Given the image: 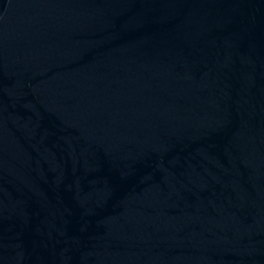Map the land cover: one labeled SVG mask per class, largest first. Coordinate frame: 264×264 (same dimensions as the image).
Returning a JSON list of instances; mask_svg holds the SVG:
<instances>
[{
	"label": "water",
	"instance_id": "95a60500",
	"mask_svg": "<svg viewBox=\"0 0 264 264\" xmlns=\"http://www.w3.org/2000/svg\"><path fill=\"white\" fill-rule=\"evenodd\" d=\"M0 264H264V0H0Z\"/></svg>",
	"mask_w": 264,
	"mask_h": 264
}]
</instances>
